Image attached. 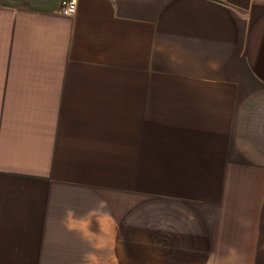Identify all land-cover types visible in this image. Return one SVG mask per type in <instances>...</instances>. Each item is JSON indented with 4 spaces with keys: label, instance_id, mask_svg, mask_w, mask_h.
<instances>
[{
    "label": "crops",
    "instance_id": "crops-1",
    "mask_svg": "<svg viewBox=\"0 0 264 264\" xmlns=\"http://www.w3.org/2000/svg\"><path fill=\"white\" fill-rule=\"evenodd\" d=\"M60 2L0 0V264H264V0Z\"/></svg>",
    "mask_w": 264,
    "mask_h": 264
},
{
    "label": "built area",
    "instance_id": "built-area-1",
    "mask_svg": "<svg viewBox=\"0 0 264 264\" xmlns=\"http://www.w3.org/2000/svg\"><path fill=\"white\" fill-rule=\"evenodd\" d=\"M76 11V0H61L60 13L65 16H70Z\"/></svg>",
    "mask_w": 264,
    "mask_h": 264
},
{
    "label": "rangeland",
    "instance_id": "rangeland-1",
    "mask_svg": "<svg viewBox=\"0 0 264 264\" xmlns=\"http://www.w3.org/2000/svg\"><path fill=\"white\" fill-rule=\"evenodd\" d=\"M154 214V213H153Z\"/></svg>",
    "mask_w": 264,
    "mask_h": 264
}]
</instances>
